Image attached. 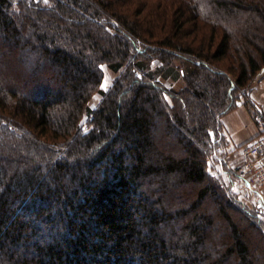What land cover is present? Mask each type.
<instances>
[{
	"label": "trees",
	"instance_id": "16d2710c",
	"mask_svg": "<svg viewBox=\"0 0 264 264\" xmlns=\"http://www.w3.org/2000/svg\"><path fill=\"white\" fill-rule=\"evenodd\" d=\"M199 1L0 0V264H264V206L218 153L264 72V0ZM203 7L209 55L174 42Z\"/></svg>",
	"mask_w": 264,
	"mask_h": 264
},
{
	"label": "rangeland",
	"instance_id": "374dc122",
	"mask_svg": "<svg viewBox=\"0 0 264 264\" xmlns=\"http://www.w3.org/2000/svg\"><path fill=\"white\" fill-rule=\"evenodd\" d=\"M189 1L193 2V0H189ZM197 1L200 2L199 0H197ZM172 2H173V0H150L149 4H148L146 2V0H136V4H138L137 7L139 8V10H141L143 7L148 5V7H150V10L148 11V13H150V14L152 13L154 15V17H158L161 14L162 9L166 5V3L170 4ZM178 4H179V2H178ZM204 9L205 8L203 7V10L200 11V15H198L199 18H197L196 20H193V18H192V19H190V21H188V23H186L185 28L181 32L178 33L179 35L176 37L174 42H176L177 44L180 43L184 48H187V49L189 48L190 50H193V52H198L201 54L204 53L206 55L207 54L209 55V54H212L215 51V49L217 48V43L220 41L222 33H217L215 31L216 34H215L214 41L210 38V36L213 35V33H214L213 29H211L210 27H206V29L202 27L203 26V24H202L203 19H205V17H207V15L201 14L202 11H204ZM170 14H171V12L169 10L168 15L170 16ZM243 18H244V16H243ZM243 18L241 17L240 20H244ZM219 25L222 28H223V26H225V28L229 27L228 28L229 30H230V27L235 28L237 26L236 22L231 18L229 21L226 20L225 23L223 22L222 24H219ZM162 26L163 25H162V21H161L159 23V28H155V34L154 35L158 39L164 38L165 36H167L170 33L169 24L166 25L165 28H163ZM148 37L151 38V35L149 34ZM150 42L156 43V39L155 38L153 40L151 39ZM156 44L144 43V45L147 47L148 46L149 47H152V46L156 47L157 46ZM150 51L151 50H149V53L154 57V59L151 60V65H150L152 70H156V68L162 67L163 65H162V61L160 60V57H161L160 54L153 52V51L150 52ZM175 63L177 65H181L180 61H178V60L175 61ZM103 71H104V80H103L102 88L104 90H108L114 84L115 80L118 79L119 77H121V75L124 73V70H122L120 73H114L106 65L103 66ZM263 77H264V72L262 74H260L259 78L256 81H253V83H251L253 85V87ZM158 79L164 85H166L168 88H173L179 92L186 87V83L182 79L175 81L173 79H165L161 76H159ZM236 93H237V96H240V94H241L240 90H237ZM243 96L244 97L240 98L238 100V103H236V107H234L231 111H229L228 114L235 112L236 110L239 109L240 106H242L244 104L246 99L250 97V91H248V93H243ZM101 99H102V96L99 94H96L91 101L92 108L95 109L98 106V104L100 103ZM244 107H246V109L249 111L250 115L253 116L249 107H247V106H244ZM227 115H225V116H227ZM225 116L222 117V119H221L222 125H223V118H225ZM253 121H254V116H253ZM222 128H223V142L221 143V145L218 146V148H219L218 153L220 154V156L224 160L227 159L231 163L233 169H235L236 171H239L242 167L243 160L239 156V154L236 152V149L231 148L233 146H231L229 136H227V134L225 133L224 125ZM208 164H209L208 165L209 172L216 177L221 176L220 178L224 182L227 183L228 178L226 175L221 173L220 166H219L217 160L215 158H210ZM233 190H234L235 194L239 197V199L242 202L246 203L248 206H252L254 203H256V204L258 203L257 197L253 193H251L249 190L245 189L242 186V182L238 178L236 179V183L234 185ZM263 205H264V202H263Z\"/></svg>",
	"mask_w": 264,
	"mask_h": 264
},
{
	"label": "built area",
	"instance_id": "2783aa9c",
	"mask_svg": "<svg viewBox=\"0 0 264 264\" xmlns=\"http://www.w3.org/2000/svg\"><path fill=\"white\" fill-rule=\"evenodd\" d=\"M254 112L255 122L261 127L262 133L240 148L242 167L239 171H232L242 182V186L253 193L258 203L261 202L264 206V114L256 107Z\"/></svg>",
	"mask_w": 264,
	"mask_h": 264
},
{
	"label": "crops",
	"instance_id": "0c3cea01",
	"mask_svg": "<svg viewBox=\"0 0 264 264\" xmlns=\"http://www.w3.org/2000/svg\"><path fill=\"white\" fill-rule=\"evenodd\" d=\"M249 101L264 114V77L259 80L250 92ZM224 130L231 142V148H235L240 155V148L252 141L262 133L261 127L253 121V116L243 105L238 110L223 118ZM234 149V150H235ZM227 169L232 171L231 163L224 160Z\"/></svg>",
	"mask_w": 264,
	"mask_h": 264
},
{
	"label": "water",
	"instance_id": "95a60500",
	"mask_svg": "<svg viewBox=\"0 0 264 264\" xmlns=\"http://www.w3.org/2000/svg\"><path fill=\"white\" fill-rule=\"evenodd\" d=\"M259 206H262L261 202H260Z\"/></svg>",
	"mask_w": 264,
	"mask_h": 264
}]
</instances>
